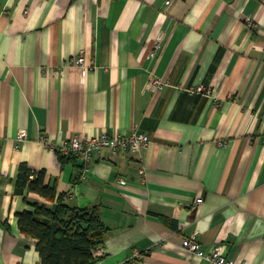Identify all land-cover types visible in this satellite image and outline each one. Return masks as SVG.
Listing matches in <instances>:
<instances>
[{
	"label": "crops",
	"instance_id": "obj_1",
	"mask_svg": "<svg viewBox=\"0 0 264 264\" xmlns=\"http://www.w3.org/2000/svg\"><path fill=\"white\" fill-rule=\"evenodd\" d=\"M164 1L0 0V264H39L16 214L44 200L14 193L22 164L70 208L98 207L95 264H210L181 249L189 237L264 264V0ZM152 77L167 85L148 91ZM132 131L149 139L137 153L57 160L73 136Z\"/></svg>",
	"mask_w": 264,
	"mask_h": 264
},
{
	"label": "trees",
	"instance_id": "obj_2",
	"mask_svg": "<svg viewBox=\"0 0 264 264\" xmlns=\"http://www.w3.org/2000/svg\"><path fill=\"white\" fill-rule=\"evenodd\" d=\"M56 155L61 167L75 161L70 155ZM14 193H34L44 200L28 204L31 211L16 214L20 233L35 240L39 264H95L92 252L102 245L106 234L98 207L70 208L63 195L56 193L55 183L45 182L44 171L31 170L25 164L18 168Z\"/></svg>",
	"mask_w": 264,
	"mask_h": 264
},
{
	"label": "built area",
	"instance_id": "obj_3",
	"mask_svg": "<svg viewBox=\"0 0 264 264\" xmlns=\"http://www.w3.org/2000/svg\"><path fill=\"white\" fill-rule=\"evenodd\" d=\"M173 0H165V6H169ZM244 25L248 29H255L256 25L250 20H246ZM160 49V39L154 43L149 56L152 58L156 55ZM73 67L77 68L80 75L83 77L87 72V67L84 64L83 57H77L73 62ZM167 85V81L152 77L148 84L147 90L150 92H158L164 86ZM189 93L199 94V95H210V91L202 86L196 88L188 89ZM26 139L25 131H19L15 136V149H18L19 144ZM149 145V139L145 134L132 131L129 135L122 136L117 135L113 137H108L106 135H100L98 137H91L83 141L79 140L76 136L71 137L67 142L59 145L57 152L61 155L73 156L78 159L83 165H87L92 159L93 155L100 153L103 150H109L113 154L125 155L126 153H137L142 149H145ZM141 177L144 176V171L141 169L139 171ZM119 184H123V181H119ZM202 200L197 198L194 201L192 208L199 206ZM181 249L198 259L204 260L210 264H234L231 260H227L220 254L219 248H214L210 253H204L200 248L198 242H196L194 237L184 238L181 241ZM130 257L122 261L121 264H136L135 258Z\"/></svg>",
	"mask_w": 264,
	"mask_h": 264
}]
</instances>
